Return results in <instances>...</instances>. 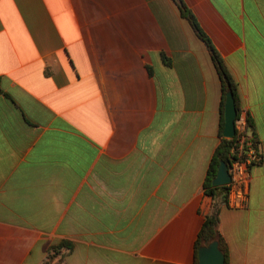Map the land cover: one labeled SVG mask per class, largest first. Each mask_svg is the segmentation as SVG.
<instances>
[{
  "label": "crops",
  "instance_id": "1",
  "mask_svg": "<svg viewBox=\"0 0 264 264\" xmlns=\"http://www.w3.org/2000/svg\"><path fill=\"white\" fill-rule=\"evenodd\" d=\"M184 2L262 155L227 264H264V0ZM0 90V264H195L224 103L172 0H0Z\"/></svg>",
  "mask_w": 264,
  "mask_h": 264
},
{
  "label": "trees",
  "instance_id": "2",
  "mask_svg": "<svg viewBox=\"0 0 264 264\" xmlns=\"http://www.w3.org/2000/svg\"><path fill=\"white\" fill-rule=\"evenodd\" d=\"M172 2L177 7V10L179 11L180 16L188 22V24L190 25L196 37L200 41H202L203 44L205 45L210 55V58L215 66V69L219 75L220 81H221V93H222L223 103H224L226 92L229 90L232 92L234 102H235V107L237 110V115H236V118H237L240 115L241 110L239 109L238 104H237L235 86L233 84L230 74L228 73L223 63L221 56L217 52L215 46L211 42L208 35L203 31V29L199 25L195 15L191 11V9L187 6V4L184 2V0H172ZM222 125H223V119L221 123V128H222ZM249 128H250V120L246 116L247 132ZM248 133L254 138L251 132H248ZM233 141H234V136L231 138H224V137L221 138L220 144L216 148L211 158L210 166L207 172V177L205 178V182H204V191H205V194L212 197L213 205H212V209L210 213L205 216L201 229L199 230L198 235H197L196 246H195V264H198L197 262L198 248L201 246L208 245L210 242L214 240L217 241L218 247L224 255V264H227L228 251H227L226 244L218 231V223H219L218 214H219L220 206L222 204L227 205L228 186L227 185L214 186L212 184V180L215 177L216 169H217L219 162L220 161L227 162V152L229 148L231 147V145L233 144ZM217 194L220 195L221 197L220 202L214 201V198ZM61 247L70 249L69 243L62 242L59 245L52 246L49 249L47 256L50 258L52 254L55 252H58V249H60Z\"/></svg>",
  "mask_w": 264,
  "mask_h": 264
},
{
  "label": "built area",
  "instance_id": "3",
  "mask_svg": "<svg viewBox=\"0 0 264 264\" xmlns=\"http://www.w3.org/2000/svg\"><path fill=\"white\" fill-rule=\"evenodd\" d=\"M262 159L255 139L246 130V115L240 111L235 119L234 141L227 152V169L230 175L227 206L243 208L247 204L250 168Z\"/></svg>",
  "mask_w": 264,
  "mask_h": 264
},
{
  "label": "water",
  "instance_id": "4",
  "mask_svg": "<svg viewBox=\"0 0 264 264\" xmlns=\"http://www.w3.org/2000/svg\"><path fill=\"white\" fill-rule=\"evenodd\" d=\"M237 110L232 92L229 90L225 94L224 102V120L222 135L225 138H231L235 133V119ZM230 181V175L227 169V163L220 161L215 177L212 180L214 186L226 185ZM198 264H224V255L218 247L217 241H212L208 245L201 246L197 250Z\"/></svg>",
  "mask_w": 264,
  "mask_h": 264
}]
</instances>
